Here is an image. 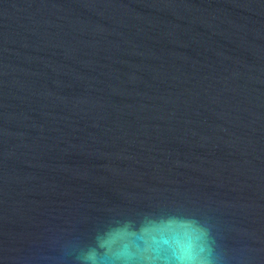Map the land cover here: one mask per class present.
<instances>
[{
	"label": "water",
	"instance_id": "obj_1",
	"mask_svg": "<svg viewBox=\"0 0 264 264\" xmlns=\"http://www.w3.org/2000/svg\"><path fill=\"white\" fill-rule=\"evenodd\" d=\"M165 213L264 264V0H0V264Z\"/></svg>",
	"mask_w": 264,
	"mask_h": 264
},
{
	"label": "clouds",
	"instance_id": "obj_2",
	"mask_svg": "<svg viewBox=\"0 0 264 264\" xmlns=\"http://www.w3.org/2000/svg\"><path fill=\"white\" fill-rule=\"evenodd\" d=\"M208 227L179 213L114 220L78 256L80 264H217Z\"/></svg>",
	"mask_w": 264,
	"mask_h": 264
}]
</instances>
